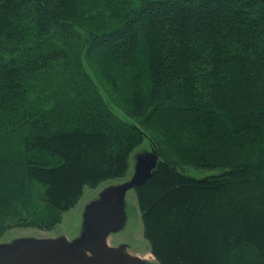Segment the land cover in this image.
Masks as SVG:
<instances>
[{"label":"trees","instance_id":"16d2710c","mask_svg":"<svg viewBox=\"0 0 264 264\" xmlns=\"http://www.w3.org/2000/svg\"><path fill=\"white\" fill-rule=\"evenodd\" d=\"M143 130L157 263L264 264V0H0V236L122 177Z\"/></svg>","mask_w":264,"mask_h":264},{"label":"rangeland","instance_id":"374dc122","mask_svg":"<svg viewBox=\"0 0 264 264\" xmlns=\"http://www.w3.org/2000/svg\"><path fill=\"white\" fill-rule=\"evenodd\" d=\"M107 98V97H105ZM121 94H113L110 104L113 111L118 113L130 124L137 125L128 115L127 101L120 100ZM143 141L130 153L129 167L122 177L107 179L97 186L84 185L82 194L68 210L60 215V220L49 229H41L32 225H13L8 227L0 236V258L14 255L16 244L23 240H63L69 247L82 253L92 255L90 245L94 239L91 230L90 216L102 204L101 193L108 187L123 185L137 180L147 172L153 171L160 160L159 147L150 134L143 130ZM179 171L200 178L219 174L220 168L195 167L183 164ZM120 220L119 225L107 238L108 244L120 247L122 252L138 257L144 264H158L150 251V244L143 235L141 215L137 205L134 186L126 190L124 198L118 203L114 213ZM0 259V260H1Z\"/></svg>","mask_w":264,"mask_h":264},{"label":"water","instance_id":"95a60500","mask_svg":"<svg viewBox=\"0 0 264 264\" xmlns=\"http://www.w3.org/2000/svg\"><path fill=\"white\" fill-rule=\"evenodd\" d=\"M151 172L126 184L108 187L101 193L102 204L90 216L94 233L90 245L92 255L77 254L61 239L23 240L16 244L14 255L0 258V264H144L138 257L122 252L120 247L109 245L107 238L120 223L114 213L126 190L142 182Z\"/></svg>","mask_w":264,"mask_h":264}]
</instances>
